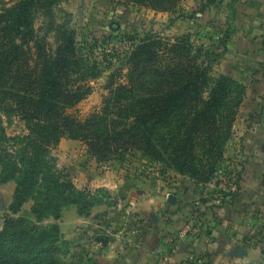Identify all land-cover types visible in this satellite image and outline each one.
Masks as SVG:
<instances>
[{
    "label": "trees",
    "instance_id": "trees-1",
    "mask_svg": "<svg viewBox=\"0 0 264 264\" xmlns=\"http://www.w3.org/2000/svg\"><path fill=\"white\" fill-rule=\"evenodd\" d=\"M63 1L17 0L0 10V109L18 116L28 130L10 134L0 114V183L16 184L11 214H4L0 228V264H67L71 241L55 225L41 222L59 219L71 204L89 216L109 194L103 188H78L70 173L58 168L52 150L63 137L84 141L98 162H124L128 156L162 162L187 176L200 196L211 183L216 188L210 193L222 192V202L238 194L219 189L216 180L244 95L232 76L214 75L231 31L209 37L210 46L187 34L170 38L151 31L79 41L76 29L56 19L54 8ZM124 1L172 11L182 0ZM37 15L43 33L36 27ZM260 38L264 51V25ZM105 71L101 107L84 118L70 113L90 92V81ZM27 201L35 221L13 215ZM196 212L191 206V218H185L193 229L200 221ZM130 218V229L146 221L138 211ZM255 221L252 236L242 239L245 245H264V217Z\"/></svg>",
    "mask_w": 264,
    "mask_h": 264
},
{
    "label": "rangeland",
    "instance_id": "rangeland-1",
    "mask_svg": "<svg viewBox=\"0 0 264 264\" xmlns=\"http://www.w3.org/2000/svg\"><path fill=\"white\" fill-rule=\"evenodd\" d=\"M16 1L0 0V10L12 6ZM261 1L260 6H255L254 0H182L175 10L157 11L148 6L136 5L124 0H65L54 8V12L59 22L69 24L77 30L79 41L91 36L101 37L130 32H139L143 35V31H151L170 38L187 34L196 44L210 46L209 37L214 38L217 35L221 37L225 31H231L228 50L215 65L214 75L229 74L243 85L244 95L243 102L237 109L231 134L224 144V152L220 160L221 169L216 175V180L226 185V183H233V181L237 183L239 179H243L244 185L241 192H245L242 193L244 196L242 200L249 202L255 197V194L249 191L252 185L249 180L252 177V170L255 169L257 174L260 171L264 173V155L261 154H264V77L262 74L264 67L261 66L264 51L252 50L258 46V40H255L260 36L259 29L263 30L264 25V0ZM36 27L41 29L42 33L45 31L43 20L39 15H37ZM48 39L52 42L54 38ZM95 51L97 53L99 50ZM108 73L109 71H105L100 77L90 81V92L70 110V113L84 118L101 107L103 97L107 93L104 86ZM238 95L239 93L237 97ZM0 114L4 116L5 111L0 109ZM4 120L10 134L24 135L28 132L25 122L18 116L8 114L4 116ZM52 155L56 158L58 168L67 170L74 183L76 180L72 172L75 169L72 167L81 169L87 167L92 173L102 174L110 165L120 171L123 182L113 191L105 186L91 188L88 186L90 182L87 181V186L84 187H79L75 183L78 188H87L92 191L98 188L107 190L109 194L104 197V202L101 204L107 205L111 211L110 216L115 215L118 220L123 218L125 210L137 212L135 209L143 203L152 206L161 202L165 205L171 194L184 198L187 190L182 189L190 183L187 176L175 171L172 167L159 161H151L146 157L128 156L124 162L116 159L98 162L88 154L86 144L79 139L63 137L57 147L52 150ZM115 174L116 172L113 173ZM238 188L240 191L239 186ZM213 189L215 188L204 189V198L209 204L217 201L214 194L210 193ZM180 190L184 191V194H181ZM186 198L190 199L191 194L189 193ZM195 207L200 212L205 205L198 202ZM252 207L255 209V206ZM108 211V209L105 211L103 218H106ZM7 214L11 213L7 212ZM14 216L30 219V213L27 211ZM1 220L2 226L4 215ZM83 225V229L89 230L91 224ZM41 226L45 227V219L41 222ZM80 233L84 232L80 231ZM71 262L76 261L73 258L67 259V264Z\"/></svg>",
    "mask_w": 264,
    "mask_h": 264
},
{
    "label": "crops",
    "instance_id": "crops-1",
    "mask_svg": "<svg viewBox=\"0 0 264 264\" xmlns=\"http://www.w3.org/2000/svg\"><path fill=\"white\" fill-rule=\"evenodd\" d=\"M261 3V0H254L255 6ZM259 31L261 36L263 30ZM260 36L255 40H258V46L252 49L254 52L263 51ZM79 168L72 167L76 170L72 174L79 187L87 186V181L91 188L105 186L113 191L123 182L120 171L110 165L102 174L92 173L87 167ZM249 180L252 184L249 191L255 194L251 201L242 200L244 180L239 179L240 191L233 199L222 202L219 192V198L213 204L202 202L200 199L204 196H200V189L192 182L187 183V187L182 189L187 192L184 194L180 190L184 198L176 197L165 205L161 202L152 206L139 204L141 206L135 210L146 218L139 228L130 229L127 225L131 222L129 214L133 211L125 210V220H118L115 215L110 216L111 211L105 204L94 206L90 216L80 215L76 205L71 204L63 209L59 219L45 218V226L55 225L63 237L71 241L67 259H75L76 262L72 264H264L262 243H242L245 236H252L257 223L256 216L264 217V173L260 171L257 174L254 169ZM15 186V181L0 183V226L2 216L11 213L9 205L13 200ZM189 193L191 198L187 199ZM198 202L205 205L204 209L195 213H201L200 221L187 234L180 235L187 222L185 218H191V206L196 210ZM31 206L32 201H27L21 211L13 215L18 216L20 212L27 211L30 220L35 221ZM107 209L108 214L103 218ZM83 224H91L89 230L83 229ZM170 236L174 238L172 241ZM235 237H240V241Z\"/></svg>",
    "mask_w": 264,
    "mask_h": 264
},
{
    "label": "built area",
    "instance_id": "built-area-1",
    "mask_svg": "<svg viewBox=\"0 0 264 264\" xmlns=\"http://www.w3.org/2000/svg\"><path fill=\"white\" fill-rule=\"evenodd\" d=\"M230 188H226V185L225 184H221L220 186H219V189H222L223 191L224 190H228V191H230V192H237L238 190H239V188H238V186L236 185V182L235 181H233V183L232 182H230ZM209 187H212V188H216V186H215V184L214 183H211L210 185H209ZM209 187L207 188V189H209ZM204 194H205V192H203V195L202 196H204ZM220 194L222 195L223 193L222 192H220ZM216 197H217V199L219 198V193H216V195H215ZM131 203H133V202H131ZM131 214V213H130ZM193 227V224H192V222H186V225H185V227L183 228V230L180 232V235H185V234H187L188 233V231H190L191 229H193L192 228ZM109 232H110V230H108ZM121 232H123V231H121ZM133 233H135V231H133ZM236 238V240H238V237H235ZM172 239H174V238H172L171 236H170V240L172 241ZM264 246V245H263Z\"/></svg>",
    "mask_w": 264,
    "mask_h": 264
},
{
    "label": "water",
    "instance_id": "water-1",
    "mask_svg": "<svg viewBox=\"0 0 264 264\" xmlns=\"http://www.w3.org/2000/svg\"><path fill=\"white\" fill-rule=\"evenodd\" d=\"M175 198H176V196L171 194V195H169V200L168 201L172 202Z\"/></svg>",
    "mask_w": 264,
    "mask_h": 264
}]
</instances>
